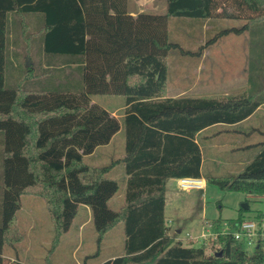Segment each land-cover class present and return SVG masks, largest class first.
<instances>
[{
  "label": "trees",
  "instance_id": "1",
  "mask_svg": "<svg viewBox=\"0 0 264 264\" xmlns=\"http://www.w3.org/2000/svg\"><path fill=\"white\" fill-rule=\"evenodd\" d=\"M130 2L0 0V264H6L5 247L21 238L14 221L26 194L44 201L55 240L70 229L79 206L88 207L97 240L121 222L122 254L98 264H262L264 249L248 251L231 234L212 240V252L204 245L184 244L169 234L164 216L166 178L202 177L196 132L245 119L259 98L245 92L176 98L164 94L173 49L198 55L221 36L251 30L264 39V0H164L160 10L140 11L132 10ZM170 17L194 18L199 26L215 19L243 24L219 29L194 51L170 41ZM21 36L36 43L39 63L44 64L41 77L70 66L80 73L81 88L6 86L7 57L11 46L17 55ZM97 94L124 97L120 119L91 102ZM120 128L123 155L106 164H88L84 157L107 144ZM256 145L259 151L242 171L208 174L206 182L264 196V141ZM117 163L127 178L123 202L113 209L109 201L120 183L109 172ZM245 210L240 207L236 218L225 220L231 230ZM261 216L264 212L258 211L254 217Z\"/></svg>",
  "mask_w": 264,
  "mask_h": 264
},
{
  "label": "rangeland",
  "instance_id": "2",
  "mask_svg": "<svg viewBox=\"0 0 264 264\" xmlns=\"http://www.w3.org/2000/svg\"><path fill=\"white\" fill-rule=\"evenodd\" d=\"M163 3L164 0H131L130 7L134 11L160 10L163 8ZM242 24L241 20L215 19L213 23H207L204 28H201L194 18L170 17L168 19V35L170 41L178 42L183 48L195 51L200 45L194 43L196 40H204L205 43L219 29L231 25L241 26ZM208 46L205 64L208 65V63L211 64L214 61L216 63L214 68L217 72L228 71V86L225 87L228 90V95L238 92L249 94L255 88L260 87L257 78L253 81L254 78L251 79V77L264 71V39H261L251 30L240 34L230 33L221 36L215 43ZM13 47H10V55L6 61V86L20 85L25 89H36L43 86H57L58 88L72 86V88H75L74 90L81 88L80 73L71 69L70 66H64L59 70L53 69L51 73L41 77L40 70L44 64H42L43 61L39 63L40 56L34 41L21 36L18 46L15 47L16 56L12 55ZM181 54L182 52L179 49H173L170 53L168 60L169 80H172V75H176L178 71V61ZM27 77H31V80L25 79ZM246 78L248 84H246ZM223 89L224 85L218 86L215 92ZM224 92L226 91L224 90ZM91 102L111 110L122 107L124 97L121 95L97 94L92 96ZM121 112L122 109H118V113ZM261 112L254 114L251 122L253 127L258 128V130H263L261 129L263 127L258 126L259 124L264 126V116H259ZM258 130L256 129L253 135L249 134V140L255 144L252 147L254 151L249 149L244 153L245 155L248 154L249 157L254 156L253 152H256L260 147L256 144L264 141V137L259 134ZM215 140L228 143V134L219 135ZM213 142L214 139L210 141L209 151L208 142L203 143L206 144L205 154L209 152L210 155ZM123 143L124 132L121 129L109 146L99 148L95 156H85L84 159L92 165L106 164L113 156L121 154L124 148ZM225 153L221 157L228 160L230 155L228 152ZM210 164L211 161L206 160L204 169L207 170ZM118 171L119 169L115 167L109 172V176L120 183L118 192L109 201V206L113 209L118 208L123 199L122 186L124 182ZM213 172L218 171L213 170ZM210 175L220 174L210 173ZM1 189L0 152V197ZM175 193L177 197L176 207L173 210L171 207L168 211L170 216L167 218L169 234L174 239L181 240L184 244L204 245L206 252L213 251L211 243L213 239L209 235L207 238L201 239L200 234L206 231L208 223L213 219L220 218L223 221L236 218L239 215L242 203L248 205V209L243 211L244 218L253 217L258 211L264 212L263 195L253 196L241 191L221 189L209 181L206 182L204 189H182L177 185ZM221 223V225H224L223 222ZM14 227L21 234V238L13 246L5 247L6 264H16V262L25 264H98L108 262L123 252V224L120 222L112 225L97 240L98 234L91 221L90 212L83 206H79L70 229L55 240L53 224L44 201L39 197L26 194L20 199V208L15 216ZM211 230L214 231L212 228Z\"/></svg>",
  "mask_w": 264,
  "mask_h": 264
},
{
  "label": "crops",
  "instance_id": "3",
  "mask_svg": "<svg viewBox=\"0 0 264 264\" xmlns=\"http://www.w3.org/2000/svg\"><path fill=\"white\" fill-rule=\"evenodd\" d=\"M209 23L208 21L204 22L201 26V28H204V26ZM204 40H196L194 43L203 44ZM217 41V40H216ZM215 41V42H216ZM214 42V43H215ZM210 45V44H209ZM209 49V46H206L203 48L200 54L198 55H190L189 53H182L181 57L178 61L179 68L176 72V75H172V80H169L168 73H167V87L164 94V97L169 98H176L181 96H215V95H228V90L225 89V87L228 86V71H216L214 68V61H209L211 64L208 63L206 65V54ZM208 60V59H207ZM255 81V78H257L258 86L259 88H255L251 93H255V95L259 98L260 104L257 106L255 111L250 114L245 119L233 123V124H226V123H216L211 126H208L202 130H198L196 134L194 135L193 140L198 144V147L200 149L201 154V162H200V173H201V179L204 183V189L206 187V180L205 175H208L210 173H217L220 175H229V174H237L244 166L254 157L249 155H245V151L252 149L253 141L249 140V134L253 135L258 128L253 127L252 118L254 114H256L259 111H262L259 116H264V71H261L256 74V76H252L251 79ZM262 83V86H261ZM246 84H248V79L246 78ZM223 90H218L216 88L218 86H223ZM215 87V88H214ZM224 90L226 92H224ZM124 105L120 108L116 107L114 109H106L108 110L112 115L117 117L118 119L121 118L122 112L119 114L118 109H123ZM260 127H263L258 130L259 134L264 137V126L258 125ZM121 128L112 136L110 141L107 144L100 145L95 148V150L87 155V156H95L99 148L109 146V144L112 142L115 135L120 132ZM222 134H228V143L226 141L218 140L216 141V137ZM214 137V138H213ZM214 139V142L212 143V150L207 152V154L204 153V148H206V143L208 142V151L210 150V141ZM124 145V143H123ZM227 150V151H226ZM252 151H254L252 149ZM259 151V149L256 152H253V154H256ZM123 151L118 156H113L111 160H116L120 158L123 155ZM225 152H228L230 157L224 158L221 157L223 154H226ZM233 154V156H232ZM252 154V155H253ZM110 160V161H111ZM206 160L211 161V164L209 165V168L207 170L204 169ZM119 169V175H121L123 179V189H122V196L125 186V179L127 178V175L125 174L123 167L121 163L115 164L113 168ZM112 168V169H113ZM213 170L218 172H213ZM111 177V176H110ZM177 179L175 177L166 178L165 185H164V216L166 224H168V219L170 216L168 215L169 208L172 207V210L176 207L177 203V197H176V188H177ZM113 198V197H112ZM123 202V199H122ZM121 202V204H122ZM120 204V205H121ZM119 205V206H120ZM88 212L89 209L86 207ZM214 220V219H213ZM178 238V237H177Z\"/></svg>",
  "mask_w": 264,
  "mask_h": 264
},
{
  "label": "built area",
  "instance_id": "4",
  "mask_svg": "<svg viewBox=\"0 0 264 264\" xmlns=\"http://www.w3.org/2000/svg\"><path fill=\"white\" fill-rule=\"evenodd\" d=\"M200 181L201 179L199 178L181 177L177 179V185L182 189L203 188L204 183ZM222 222L224 225H221V222L220 224H213L212 221L206 222L208 223V228L200 234V238H207L209 235L215 240L218 235L231 234L234 239L242 241L248 251H252L258 246L264 249V216L243 218L233 230L229 228L227 221L223 220ZM220 226L222 227L220 228ZM211 228L214 230L213 232Z\"/></svg>",
  "mask_w": 264,
  "mask_h": 264
},
{
  "label": "water",
  "instance_id": "5",
  "mask_svg": "<svg viewBox=\"0 0 264 264\" xmlns=\"http://www.w3.org/2000/svg\"><path fill=\"white\" fill-rule=\"evenodd\" d=\"M241 207H242L243 209H248V205H247L246 203H242ZM220 254H221V251H218V252H217V255H220Z\"/></svg>",
  "mask_w": 264,
  "mask_h": 264
},
{
  "label": "bare ground",
  "instance_id": "6",
  "mask_svg": "<svg viewBox=\"0 0 264 264\" xmlns=\"http://www.w3.org/2000/svg\"><path fill=\"white\" fill-rule=\"evenodd\" d=\"M200 182H202V180Z\"/></svg>",
  "mask_w": 264,
  "mask_h": 264
}]
</instances>
